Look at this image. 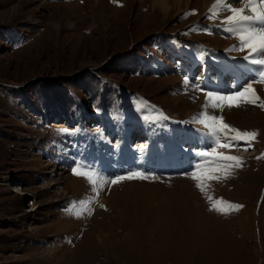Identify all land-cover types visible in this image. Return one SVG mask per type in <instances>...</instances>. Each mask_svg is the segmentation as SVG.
<instances>
[{
    "label": "rangeland",
    "instance_id": "rangeland-1",
    "mask_svg": "<svg viewBox=\"0 0 264 264\" xmlns=\"http://www.w3.org/2000/svg\"><path fill=\"white\" fill-rule=\"evenodd\" d=\"M182 1L161 12L153 0H0V264H264L259 54L227 30L240 27L225 23L228 8L213 17L203 0ZM249 84L257 103L221 118L255 139L217 147L223 134L202 114L219 120L229 102L216 96L239 104ZM136 135L145 140L126 144ZM213 148L241 165L199 155ZM94 163L100 174L118 169L96 192L73 172ZM224 163L230 174L212 172L219 179L203 180L204 191L190 176ZM130 171L149 179L110 182ZM220 199L242 207L217 211Z\"/></svg>",
    "mask_w": 264,
    "mask_h": 264
},
{
    "label": "snow or ice",
    "instance_id": "snow-or-ice-1",
    "mask_svg": "<svg viewBox=\"0 0 264 264\" xmlns=\"http://www.w3.org/2000/svg\"><path fill=\"white\" fill-rule=\"evenodd\" d=\"M220 8H228V10L232 13L231 15L225 18V23L228 25H240V27H229L227 30L229 32H234L238 39L241 42V50L247 48L251 54H259V58L253 59L251 62L255 65H260L261 70L258 75L260 78V82H264V0H248V3L244 8H229L227 0H214L212 7L210 8V12L213 17L218 14V10ZM246 9L251 10V15L245 14ZM258 22L259 26L253 25L251 23L245 22ZM185 82H187V77H185ZM251 92L252 98L246 99L244 102L256 104L259 100V97L255 95V90L252 88V85L249 84L247 88H244L243 92H237V96H244L245 93ZM213 93H208V97H212ZM216 100L218 101H228V106H239L238 103L235 102L233 96H216ZM219 105L213 104V107H217ZM260 107L264 108V103L259 104ZM200 123L205 124L206 127L210 128L213 134L222 133L224 137V143L222 144L220 139L218 138L216 141L217 147H232L238 146L240 141L249 142L254 140L257 133L255 132H241L238 129L232 128L230 125L225 123L222 118L218 120L216 116H209L207 113H203L202 117L199 120ZM64 131H68L65 129ZM234 133V135H231ZM250 147L251 144L248 143ZM202 157H213V163L216 160L223 162H234L235 167H239L241 165V158L233 155H225L224 153L217 152L216 148H213L211 152H201L199 153ZM264 155V154H262ZM232 163H224L222 165H218L216 168H209L205 165H197V170L190 173L192 179L197 181V187L201 189V191L205 190V184L202 182L205 179H219V177L211 175L214 171L222 170L224 174H230L229 170L232 167ZM74 174L86 177L89 182L93 185V191H97L98 184L107 183V178L103 177L100 173L92 170L85 169L78 166L73 169ZM155 179V177H152ZM125 179H149V176L146 175L143 171H130L127 175L117 176L112 179L110 182L112 184L119 183ZM211 199V197H209ZM86 201H81L80 204L83 206ZM103 206V205H101ZM223 206H226L223 207ZM213 209L217 211H226V210H234L242 207L241 205H234L230 202L224 201L223 199L217 200L212 205ZM76 215H80V212H76Z\"/></svg>",
    "mask_w": 264,
    "mask_h": 264
},
{
    "label": "bare ground",
    "instance_id": "bare-ground-1",
    "mask_svg": "<svg viewBox=\"0 0 264 264\" xmlns=\"http://www.w3.org/2000/svg\"><path fill=\"white\" fill-rule=\"evenodd\" d=\"M122 1V0H121ZM126 0H123V2H125ZM173 1V4H174V6L175 7H179V8H181L180 7V4L183 2L182 0H172ZM199 1V0H198ZM213 3H214V0H203V4L201 5L202 7H201V12H205L206 11V9L207 8H210V7H212V5H213ZM97 4V3H96ZM99 4V3H98ZM166 0H153V5L155 6V8H158V10H160L161 12H165L166 11ZM184 4H187V0H185V2H184ZM13 9V8H12ZM100 12V11H99ZM223 16V15H222ZM100 17V16H99ZM103 17V16H102ZM108 23V22H107ZM231 41V40H230ZM204 78L205 79H207V75H204ZM205 84H208V83H206L205 82ZM216 84V83H215ZM251 84H253V83H251ZM258 85V84H257ZM260 86V85H259ZM262 87H263V85H262ZM245 88H247V87H245ZM261 88V87H260ZM264 88V87H263ZM216 90V89H215ZM254 90H256V89H254ZM259 93V92H258ZM249 94V93H248ZM246 96V95H245ZM236 97V96H235ZM251 98V97H250ZM236 99H237V97H236ZM246 99H248V98H246ZM246 99H243L242 101H241V103H239V109H241L240 107H241V105H242V103H244V104H246L247 102H244ZM205 105V104H204ZM242 107H243V105H242ZM220 111H223L222 113L220 112V113H217V114H219V116H220V118H221V116H223L222 118H224V116L226 115V117H228V118H234L236 115H237V110L235 109V108H232L231 109V107H225V109H222V110H220ZM216 114V113H215ZM125 132V131H124ZM127 132V131H126ZM125 132V134H127ZM124 138H126V137H124ZM103 141V140H102ZM213 141V143H214V140H212ZM126 144H127V142H126ZM111 145V144H110ZM144 145V144H143ZM105 146H107V145H105ZM105 146H103L104 147V149L105 150H108ZM137 146H138V144H137ZM105 150H104V152H103V154H100L99 153V155H101V156H105V157H107L108 156V154H106V153H108V151L107 152H105ZM195 155V154H194ZM97 158L98 159H100L98 156H97ZM103 159H105V158H103ZM133 163H134V161H135V157H133V156H130V158H129ZM204 159V158H203ZM136 162H137V159H136ZM100 201H103V198L100 200ZM99 204V203H98ZM106 237V236H105ZM104 238V237H103ZM99 239V241L101 240L100 238H98ZM102 242V241H101ZM48 244V248L46 249V250H44V251H46V252H49V253H51V251L53 252V249H55L54 247H56V242H50L49 241V243H47ZM56 250V249H55Z\"/></svg>",
    "mask_w": 264,
    "mask_h": 264
},
{
    "label": "trees",
    "instance_id": "trees-1",
    "mask_svg": "<svg viewBox=\"0 0 264 264\" xmlns=\"http://www.w3.org/2000/svg\"><path fill=\"white\" fill-rule=\"evenodd\" d=\"M68 78V77H67Z\"/></svg>",
    "mask_w": 264,
    "mask_h": 264
}]
</instances>
